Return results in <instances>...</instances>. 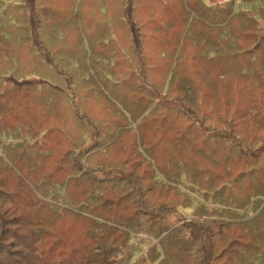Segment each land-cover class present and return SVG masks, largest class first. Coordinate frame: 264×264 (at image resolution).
<instances>
[{
	"label": "rangeland",
	"instance_id": "1",
	"mask_svg": "<svg viewBox=\"0 0 264 264\" xmlns=\"http://www.w3.org/2000/svg\"><path fill=\"white\" fill-rule=\"evenodd\" d=\"M219 6L223 7V12L217 11ZM7 8L21 22L27 19L32 36L28 42L39 48L37 51L43 59L52 60L50 56L61 49L80 79L91 78L93 73L86 66L95 58L106 68V61L116 47L130 54L136 52L137 56L133 60L135 73L131 74L127 67L115 72L117 78L121 77L122 71L125 75L122 79H128L124 86H100L96 82L102 79V74L95 71V86L88 92L82 88L78 90L74 102L81 112L84 108L81 119L91 125L94 140L85 148L81 146L76 153L78 147L73 143L82 138V129L66 102L53 94L55 101L49 111H45L49 107L34 106L40 95L49 99L50 92L42 90L41 80L33 70L34 59L28 54L21 55L15 69L1 49L0 72L4 76L16 75L18 81L14 85L20 88L21 96L9 94L8 103L14 105L12 109L17 118L13 120L6 114L0 124L3 129L7 125L17 127L25 118L29 121V113L34 112L39 130L47 133L45 141L35 147L39 148L37 153L34 150L26 153L18 147L12 153H5V157L12 160V170L0 160V196L3 197L0 247L4 246L6 250L0 255V264H157L148 253L149 245L155 246L157 241L144 243L143 240L153 239L165 223L182 226L208 217L207 213L193 210L192 199L177 193L184 184L198 181V186L203 188L204 180H207L210 184L220 185L221 181L238 176L239 171L246 173L256 166L259 169L253 170L251 178L229 189L233 194L242 195L240 198L245 197V203L232 210L228 207L220 209L224 215L238 214L241 217L233 218L244 221L227 220L232 223L230 228L220 219L214 227L207 223L198 232H188L199 236L226 233L230 239L231 235L241 233L244 223L251 222L263 231V246L264 183L260 182H264V0H0V40L5 32L10 33L9 27L4 25V21L12 23ZM42 15L52 20L43 22ZM40 23L46 24L47 28L41 27ZM14 24V31L21 29ZM194 28L204 29L199 33L200 38ZM49 34L54 35L53 39ZM205 34L215 37L214 44L205 42ZM183 49L186 55L193 57L206 49L229 54L230 72L218 80L215 87H204L210 97V109L205 106L201 111L198 108L197 120L183 112L184 107L190 111L192 104L182 102L180 86L171 73L176 55ZM94 52L106 56L99 57ZM108 69H111L110 64ZM39 72L42 77H54L53 73ZM95 87H100L96 89L98 93H93ZM99 89L112 92L131 114L121 117L107 101L97 99ZM149 94L166 110L159 108L152 113H142L144 110L133 106L139 101L148 103ZM79 95H89V101L82 100ZM110 131L111 135L102 138ZM99 134L101 138L97 142L95 139ZM205 134L211 139L215 160L206 157ZM181 139H186L187 144L191 139L193 147H187ZM179 140L180 154L176 153ZM229 148L234 150L229 157L234 161L231 166L226 164L224 155L225 149ZM146 154L148 158L157 159V164L171 177L183 181L178 185L179 191L166 189L152 176ZM171 158L176 164L168 166ZM193 168L200 170L196 172ZM76 170L84 173V177L76 178ZM160 173L155 172L157 176ZM69 175L74 177L70 179ZM93 176H98L101 192L97 206L88 200L90 192H82L91 189ZM51 185L58 186L57 196L50 193ZM129 185L137 190L134 191L142 214L134 212L128 196ZM188 195L197 197L192 192ZM49 196L66 201L72 210L64 215L51 212ZM225 197L223 200L227 199ZM93 213L106 221L107 228L100 226L101 231L91 233L89 227L93 224L89 215ZM143 214H147L146 217ZM132 215L135 219L140 217L133 222L130 220ZM39 220L44 223L42 228L21 235L25 222L37 224ZM130 225H133L130 236H125ZM31 234L36 235L34 241L40 244L34 242L36 251L28 260L24 253L29 255L33 250H23L18 238ZM3 243L10 244L7 247ZM40 246L43 252L39 250ZM228 247L220 242L215 257L212 250L207 251L204 254L206 264H226L233 253ZM12 248L23 252L22 256L14 255ZM97 249H101L103 259H97ZM134 249L136 253L132 257L128 253Z\"/></svg>",
	"mask_w": 264,
	"mask_h": 264
},
{
	"label": "trees",
	"instance_id": "2",
	"mask_svg": "<svg viewBox=\"0 0 264 264\" xmlns=\"http://www.w3.org/2000/svg\"><path fill=\"white\" fill-rule=\"evenodd\" d=\"M263 1V0H262ZM228 2L225 3L227 5ZM15 7V5H13ZM212 5L210 6V8ZM217 9V7H216ZM7 11L9 13V19L12 21V23H6L4 21V25L9 27V31L5 32L3 34V40H0V51L3 49V54L6 56V60L9 61L8 63H11L13 68H17L19 65V57L23 54H28L32 56L33 61L35 62V68L33 70L35 71L36 77L40 78L41 80V86L42 90H50L49 92V99H45L43 96L40 95V99H37V102L34 106H44L49 107L45 111H49L52 107L53 100V94H57L58 97H60L62 102H66L67 107L71 110L73 117L75 121L81 125L80 130L82 129L81 139H77V141L74 144V147H78V150H76L78 153L79 148H85L86 146H89L90 143L93 142L94 138L92 135V129L91 125L87 124L86 121H83L82 118V112L84 113V108H81L82 112L77 109V105L74 102L78 94V90L81 89L84 92H88L89 89H91L93 86H95V81L93 74H95V71L102 74V79L99 80L98 83L101 85L108 86L109 84L116 88V86H124L125 81L128 79H122L124 77V73L120 71V78H117L115 76V72L119 71L123 67H127L128 71L132 74L135 73V70H133L134 65V58L137 56V53L130 54L128 52H123L122 49L117 48L113 55L106 61V68L102 66L103 63L101 60L98 61L93 60L92 62H88V66L86 68L90 70L92 76L91 78H82L80 79L77 75V73L73 70V68L68 64L66 60V54L59 50H55V53L53 54V57L50 56L52 60H46L42 58L41 53L37 51V47L29 44L28 39L32 38L31 36V30L28 27V21L27 19H24L23 22L19 18H17L14 13L7 8ZM218 12H223V7L219 6L217 9ZM42 21L48 20L49 18L46 16L41 17ZM52 20V18L49 19V22ZM202 21V20H200ZM16 23L19 28L16 31L13 30V26H15L14 23ZM48 22V23H49ZM41 24V27L47 28L46 24ZM10 25V26H9ZM39 27V26H37ZM4 28V26H3ZM196 36L199 37V33L203 32V30H198L194 28ZM51 36V39H53L52 34H49ZM101 41H103V37H98ZM205 42L207 40L212 42L214 41L215 37H210L208 34H205ZM213 40V41H212ZM40 43L43 44V41L41 40ZM214 44V43H213ZM44 45V44H43ZM99 44L96 45V47ZM33 46V47H32ZM45 46V45H44ZM46 47V46H45ZM95 47V46H94ZM47 48V47H46ZM97 51V50H95ZM118 56H116V55ZM94 55H100L99 57L106 56L103 53H97L94 52ZM229 54L226 52L221 51H212L209 52V49H206L202 53H200L198 56L193 57L188 56L185 54L184 49L181 50L176 55V61L175 65L172 68V75L174 76L173 79L176 81V83L179 84V91H180V97L182 99L183 103H191L190 105V111H187V108L184 107L183 112H187L191 114L192 120H197L196 115L199 113L198 108L202 111L205 106L210 109L209 100L210 97L206 94L204 87L212 88L215 87V84H217L218 80H222L227 73L230 72L229 68V60H228ZM196 59V60H195ZM202 60V62H201ZM200 61V62H199ZM207 61V62H206ZM111 66V69H108V66ZM120 64V66H118ZM204 65V67H202ZM46 68V69H45ZM39 71H43V73H53V79H51L49 76L42 77L41 73ZM14 72V71H13ZM62 75L63 77H60L58 75ZM137 74V73H136ZM57 75V76H56ZM56 76V77H55ZM12 77V78H8ZM49 78V79H48ZM56 78V79H55ZM121 79L122 81H117L116 79ZM11 79V80H10ZM65 79V80H63ZM18 79H16V75L11 74L9 76H4L2 72H0V122L3 120L4 116L8 114L10 118L13 120H16L15 110L12 109L14 105L8 103V97L9 94H15L17 96L20 95V88H18L16 85H14ZM107 83V84H106ZM170 81L168 82V84ZM43 84V85H42ZM47 85V86H46ZM261 87H263L261 85ZM56 89V93L53 92L54 89ZM100 87H95L96 89ZM59 91V92H58ZM213 91V89H212ZM52 92V93H51ZM138 92V88H137ZM264 93V91H262ZM207 95V96H205ZM21 96V95H20ZM43 96V97H42ZM89 95H79V97L83 98L82 100L88 99ZM101 96V97H100ZM122 97V96H121ZM44 98V99H43ZM97 99L105 100L110 105H112L116 112L121 114V117H127L131 114L130 109H125L122 105V103L118 102L116 98H114V94L110 91H107L106 89L102 91L99 89V96L96 97ZM42 100V101H41ZM79 100V99H78ZM148 103H143L142 101L137 102L136 104L133 103V106L144 110L142 113H152L157 111L159 108H162L164 111L166 110L163 108L162 103H160L159 100H157L155 97L148 95ZM40 101V102H39ZM39 102V103H38ZM45 103V104H44ZM10 106V107H9ZM77 106V107H76ZM9 107V108H8ZM56 106H54L55 109ZM7 108L9 109L7 111ZM44 111V112H45ZM163 111V112H164ZM25 110L22 109V113L24 115ZM182 112V113H183ZM34 112L29 113L31 115L29 121L26 120V118L23 120L22 123L18 124L17 127L15 126H9L7 125V128L9 129H3V124H0V160H2L3 165H5L7 168L10 167V169H13L12 160H8L7 157H5V153H12L15 151V148L18 147L20 150L28 153L29 150H34L36 153L38 152L39 148L35 149V147H38V144H41L45 141V134L46 131L39 130L40 126L36 124V117H34ZM123 115V116H122ZM144 116V114L140 117V119ZM187 119L185 114H183ZM86 123V124H85ZM9 124V123H8ZM91 129V131L89 130ZM24 130V131H23ZM92 132V133H91ZM106 137L111 135V131L106 133ZM101 136L100 134L96 137L95 140L99 142ZM210 138L207 137L205 134L203 137V143L206 148L207 156L211 158L212 160L216 159L215 152L213 149H211ZM79 141V142H78ZM181 141L185 142V145L187 147H193L192 140L188 139V144L186 139H181ZM180 140L178 141L176 146V153H179V147H180ZM215 141V139H214ZM78 142V143H77ZM225 148V147H224ZM8 151V152H7ZM228 151V152H227ZM234 150L229 148L228 150L225 149L224 155L227 158V165H233L232 162L229 159L231 158V153ZM239 151V149H238ZM180 154V153H179ZM202 155L203 153H199ZM204 156V155H203ZM147 161H150L151 166V172L152 176L155 177L156 180L161 182V184L164 185L166 189L174 190L177 192L180 184L183 183V181L180 178L177 177H171L170 173L165 171L163 167H160L157 164V159L148 158L146 154ZM4 160V161H3ZM174 161L169 159L168 166H172ZM179 164V163H178ZM11 165V166H10ZM180 165V164H179ZM196 172H198L200 169H196ZM259 167L254 168L252 170L247 171L246 173L242 170L239 171V175L233 177L229 181H221L220 185H213L207 182V180H204L205 186L201 188L198 186V181L196 183L192 184H184V188H182L177 193H183V195L187 198L192 199L193 203H195L193 210L195 211H201L206 214V218H200L197 221L193 222H186L182 226H173L169 224H163L158 229L159 231L157 234L153 237V239L149 240H143L144 243H151V241L155 240L157 241V244L149 245L148 247V253H150L151 258L157 260V264H206L204 259V254L207 253V251L212 250V255L216 254V249L219 247L220 242H224L225 245H229L228 248L232 249V257L228 258L226 261V264H264V244L261 247V239L263 238V231L257 227L255 224H252L251 222H248L247 225L244 223L242 226L243 229L240 234H233L231 235L230 239H228V235L225 234H218V235H208L203 234L202 236H199L197 233H191L189 234L188 231H196L198 232L201 227L204 228V225L209 223L210 226H216V222L220 219H223L227 222V226L231 228L232 223H238L242 222L244 220H237L236 218L238 214L231 213L229 216L224 215L220 212L221 207L223 208H229L232 210L234 206H240L245 203V197L240 198L242 195H238L237 193L233 194V191L230 190L239 185V183L242 180H245L247 178H251L253 170H257ZM75 175L76 178H83L84 173H79ZM156 171H160V176H157L155 174ZM228 171V169H227ZM250 174L249 176H246L247 174ZM154 174V175H153ZM70 179L74 177V175H69ZM98 176H93L91 189L88 191H82V192H90L88 195V200L91 203H96L95 206H97V202L100 200L101 192L98 188V182L97 179ZM70 181V180H69ZM68 181V182H69ZM67 182V183H68ZM261 184L264 183L263 181L260 182ZM78 184V183H77ZM57 185H51L49 187V191L51 194L56 195L59 194V190L57 189ZM228 188V189H227ZM177 189V190H176ZM230 189V190H229ZM4 190V189H3ZM66 185L62 187V193L65 195ZM136 188H132L131 185H129V192L128 195L131 201V204L134 208V212L138 211V213L142 214V209L137 201L136 192L134 191ZM225 190L229 191L226 192ZM137 191V190H136ZM1 192V190H0ZM4 192V191H3ZM188 192H192L197 197L192 198L188 195ZM227 196V197H225ZM223 197L227 198L223 200ZM49 198L52 200L50 207L51 212L61 213L64 215L65 213H69V211L72 210L71 207H69V204L66 203V201L62 200H55L53 196H49ZM226 201V203L223 204V201ZM60 202V203H59ZM0 205H3V197L0 196ZM200 208H198L197 206ZM81 205H76L75 207H80ZM82 207V206H81ZM71 209V210H70ZM208 211L210 213H208ZM144 217H146L147 214H143ZM89 219L91 220V223L93 224L89 228L91 229V233H94V231H101V227L103 226L107 228L106 221L100 219L99 214L93 213L89 215ZM131 217V216H130ZM140 216L137 217V219ZM221 217V218H220ZM241 217V216H238ZM137 219L132 215L131 219L133 222H135ZM1 220V217H0ZM230 222H228V221ZM109 225V224H108ZM44 226V223L39 220L37 224H30L25 222L24 228L21 230V235H26L27 231L34 229V228H42ZM133 225L127 226L126 234L125 236H130V230ZM200 229V230H201ZM94 230V231H93ZM228 232V229L226 230ZM217 238V239H216ZM21 239V240H20ZM36 239V235L31 234L29 236H23L18 238L19 246L29 252L30 250H33L29 255L24 253V256L29 260L31 257V254H33L36 249L34 248V242H37L38 245L40 244L39 241H34ZM216 239V240H215ZM236 239H239L236 241ZM203 240V241H200ZM229 240L228 243H225V241ZM11 243V242H10ZM10 243H3L5 246H9ZM37 245V246H38ZM227 248V249H228ZM11 252H14V255L16 256H22L21 251L12 248ZM43 252L44 249L39 248ZM40 251V254L42 252ZM6 250L4 249V246L0 247V255L4 254ZM133 253H136V250L129 251V255L132 256ZM199 253V256L196 254ZM95 254L97 256V259H103V253L101 249H97L95 251ZM40 256V255H39ZM42 259V255L40 256ZM133 257V256H132ZM34 258L37 260L38 257L34 256ZM103 261H101L102 263ZM24 263V262H23Z\"/></svg>",
	"mask_w": 264,
	"mask_h": 264
}]
</instances>
